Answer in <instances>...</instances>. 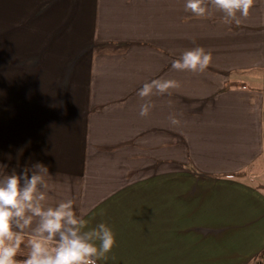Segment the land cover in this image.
Listing matches in <instances>:
<instances>
[{"label":"crops","instance_id":"1","mask_svg":"<svg viewBox=\"0 0 264 264\" xmlns=\"http://www.w3.org/2000/svg\"><path fill=\"white\" fill-rule=\"evenodd\" d=\"M184 5L0 0V164L47 166L49 204L71 198L87 228L113 230L98 264H255L264 252V185L239 176L264 158V88L250 83L264 73V0L238 24ZM195 47L210 66L174 70ZM159 78L180 87L138 95Z\"/></svg>","mask_w":264,"mask_h":264},{"label":"clouds","instance_id":"2","mask_svg":"<svg viewBox=\"0 0 264 264\" xmlns=\"http://www.w3.org/2000/svg\"><path fill=\"white\" fill-rule=\"evenodd\" d=\"M254 4L255 0H185L184 7L199 18L219 11L225 24H238L239 17L246 18ZM212 59L210 50L195 47L174 60L172 68L203 73ZM179 87L177 80L159 78L145 83L138 95H170V89ZM153 107L149 100L140 106L139 115L148 116ZM168 119L172 125L180 124L177 114ZM7 167L0 164V264H98L107 260L116 245L115 233L104 223L87 228L85 213L74 210L71 198L49 204V182L54 178L47 166L35 163L19 174L15 169L6 172ZM22 246L28 248L27 257L17 259Z\"/></svg>","mask_w":264,"mask_h":264},{"label":"rangeland","instance_id":"3","mask_svg":"<svg viewBox=\"0 0 264 264\" xmlns=\"http://www.w3.org/2000/svg\"><path fill=\"white\" fill-rule=\"evenodd\" d=\"M260 76L259 81H250L252 85H255L257 88H264V73H262ZM248 81V78L247 80ZM239 176L246 180L249 183L255 184V185H264V158L261 160L259 166H254L250 169H247L246 171L239 174ZM264 187V186H263ZM255 264H264V252L261 253L254 259Z\"/></svg>","mask_w":264,"mask_h":264},{"label":"trees","instance_id":"4","mask_svg":"<svg viewBox=\"0 0 264 264\" xmlns=\"http://www.w3.org/2000/svg\"><path fill=\"white\" fill-rule=\"evenodd\" d=\"M28 248L26 246H22V252L17 256V259H24L27 257Z\"/></svg>","mask_w":264,"mask_h":264}]
</instances>
